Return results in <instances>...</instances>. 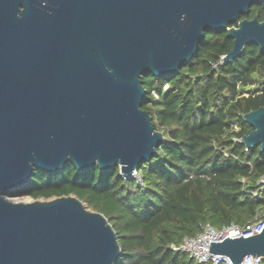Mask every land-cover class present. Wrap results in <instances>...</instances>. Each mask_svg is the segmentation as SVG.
I'll return each mask as SVG.
<instances>
[{
	"label": "water",
	"instance_id": "obj_1",
	"mask_svg": "<svg viewBox=\"0 0 264 264\" xmlns=\"http://www.w3.org/2000/svg\"><path fill=\"white\" fill-rule=\"evenodd\" d=\"M264 0H0V264H116L117 235L77 197L15 200L32 172L119 167L132 177L163 134L142 109L144 74H175L206 33L226 31L237 57L264 48ZM244 16L243 18H241ZM236 23V25H234ZM241 137L264 150V107ZM238 264L264 257V227L210 242Z\"/></svg>",
	"mask_w": 264,
	"mask_h": 264
},
{
	"label": "trees",
	"instance_id": "obj_2",
	"mask_svg": "<svg viewBox=\"0 0 264 264\" xmlns=\"http://www.w3.org/2000/svg\"><path fill=\"white\" fill-rule=\"evenodd\" d=\"M255 15L264 20L260 4L246 17ZM231 48L226 31L206 33L175 74L142 75V109L163 141L137 167L139 180L121 176L118 166L78 171L68 163L58 172L35 169L26 185L6 195L77 197L113 227L121 250L116 264H212L170 246L204 223L242 226L264 214V150L240 141L251 130L242 115L264 107V48L246 44L237 57L220 62Z\"/></svg>",
	"mask_w": 264,
	"mask_h": 264
},
{
	"label": "built area",
	"instance_id": "obj_3",
	"mask_svg": "<svg viewBox=\"0 0 264 264\" xmlns=\"http://www.w3.org/2000/svg\"><path fill=\"white\" fill-rule=\"evenodd\" d=\"M223 57L224 56H221L220 62L225 61L222 59ZM215 65L216 64H214V66ZM248 94L249 93L246 90L241 93L243 96H248ZM133 176L139 180V176H137L136 173H134ZM259 183L264 184V177L259 180ZM263 227L264 214L261 213H258L253 220L242 226L235 223H229L216 228L209 223H204L200 225V230L197 234L192 237H185L179 244H172L170 247L175 251L186 253L198 263L210 262L212 264H233L229 257L209 252L210 242H219L226 237L252 236L260 233ZM262 260H264V257L248 255L238 264H258Z\"/></svg>",
	"mask_w": 264,
	"mask_h": 264
},
{
	"label": "rangeland",
	"instance_id": "obj_4",
	"mask_svg": "<svg viewBox=\"0 0 264 264\" xmlns=\"http://www.w3.org/2000/svg\"><path fill=\"white\" fill-rule=\"evenodd\" d=\"M15 200L31 201L30 198H14Z\"/></svg>",
	"mask_w": 264,
	"mask_h": 264
}]
</instances>
